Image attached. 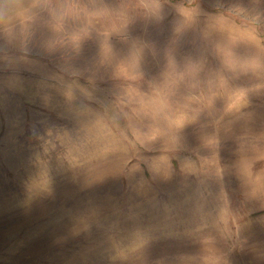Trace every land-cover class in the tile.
Returning a JSON list of instances; mask_svg holds the SVG:
<instances>
[{
  "label": "rangeland",
  "instance_id": "obj_1",
  "mask_svg": "<svg viewBox=\"0 0 264 264\" xmlns=\"http://www.w3.org/2000/svg\"><path fill=\"white\" fill-rule=\"evenodd\" d=\"M0 264H264V0H0Z\"/></svg>",
  "mask_w": 264,
  "mask_h": 264
}]
</instances>
